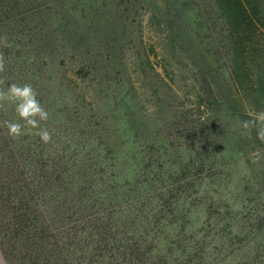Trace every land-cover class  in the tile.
I'll use <instances>...</instances> for the list:
<instances>
[{"label":"trees","instance_id":"16d2710c","mask_svg":"<svg viewBox=\"0 0 264 264\" xmlns=\"http://www.w3.org/2000/svg\"><path fill=\"white\" fill-rule=\"evenodd\" d=\"M69 1L0 0V40L11 45L0 44V87L31 84L52 135L48 144L34 131L13 140L3 123L19 121L15 106L0 110L1 254L7 264H203L209 234L190 217L201 203L210 220L221 207L202 186L234 150L228 135L248 137L241 122L264 111V0H156L148 22L165 26L163 36L135 42L137 80L123 76L116 43L133 2L95 0L110 8L114 24L102 25ZM188 12L190 33L205 31L206 50L225 62L227 83L205 53L193 55ZM189 65L196 88L177 106L176 69ZM250 137L264 151L255 129ZM253 210L264 231V210Z\"/></svg>","mask_w":264,"mask_h":264},{"label":"rangeland","instance_id":"374dc122","mask_svg":"<svg viewBox=\"0 0 264 264\" xmlns=\"http://www.w3.org/2000/svg\"><path fill=\"white\" fill-rule=\"evenodd\" d=\"M131 1L135 9L128 17L127 24L130 27L120 38L122 39L121 41L116 42L113 39L116 37H111V42L124 46L121 56L123 61V76L126 79H128V76H134L137 80L140 72H137L138 69L130 67V62H133V58L136 55L135 42L138 44L142 36V40L146 43L147 47L150 44L157 43L159 38L163 36L162 29L165 26L161 25L162 27L160 28L157 26L153 27L148 22L150 13L156 7L154 4L156 0ZM68 3H76L78 5L77 12L81 20H84V15H88V19L94 23L101 22L102 25H105L108 20L107 25L114 24L109 15L110 8L108 2L97 3L95 0H71ZM83 5H86L85 8L87 9L85 11L88 12H81ZM158 9L160 13H164L166 10L163 4H160ZM187 16L189 22V24H186L189 30L188 34L192 38L189 44L194 52L192 54L197 58L202 53H205L211 65L213 64V68L217 71L218 78L223 83H227L228 72L226 71L225 62L222 60L214 61V58L210 56L209 49L206 50L205 43L208 40L202 43L201 39V37H204L205 31L200 32L199 36L195 35L196 31L194 30L193 34L190 33L191 27L195 24L194 12H188ZM140 48L138 49L137 46L138 51ZM147 52L150 53L155 62L161 60L159 56L152 53L151 49L148 48ZM182 57L186 58L184 55ZM157 67L159 66L157 65ZM193 78L194 72L191 65L186 68L182 67L180 72L176 69L175 85L179 98L173 99L175 105H182L183 100L187 101L190 98V94L196 88ZM223 90L225 94H229L225 88ZM183 93H187V97H184ZM181 95L183 97H180ZM145 97L147 96L143 94L141 98L143 99L142 103L151 108V103L146 101ZM233 107L236 109L240 108L238 103H235ZM226 126L230 133L239 130L238 124L233 119L227 118ZM236 135H228V137L234 139L230 143V148H234V150L228 152L224 158L225 163L219 170L217 181L215 183L209 182L202 186V189L209 191L207 193V196H209L208 200L213 198L212 201L215 202L214 207L217 210L218 207H221L219 209L220 214L210 220L206 205L199 204L200 200H197L195 203L199 204V207L193 211L190 217L194 229L201 227V229H205L202 233L208 232L209 234V246L206 251V260L203 264H264V231L259 232L257 223L254 220L255 218L251 214L255 206L259 207L260 210H264V151L255 147L256 143L251 137L238 138V135ZM228 205L230 206L228 207ZM228 208L231 211L232 226L230 228L227 225L230 219L223 217L224 212Z\"/></svg>","mask_w":264,"mask_h":264},{"label":"clouds","instance_id":"9594fccd","mask_svg":"<svg viewBox=\"0 0 264 264\" xmlns=\"http://www.w3.org/2000/svg\"><path fill=\"white\" fill-rule=\"evenodd\" d=\"M0 44L4 47H10L7 37L0 40ZM6 71L5 59L0 53V73ZM4 81L0 80V84ZM14 105L15 112L19 117V121L6 120L3 126L7 129V135L18 140L27 132L34 131V134L39 136L44 144H48L52 140V135L46 127H41V121L46 122L49 118V113L41 105L37 99V92L31 84L19 85L16 83L10 84L6 89L0 87V110H6L7 105ZM241 127L243 135L250 137L253 129L256 131V137L261 142H264V111L257 113L250 119L242 121Z\"/></svg>","mask_w":264,"mask_h":264},{"label":"crops","instance_id":"0c3cea01","mask_svg":"<svg viewBox=\"0 0 264 264\" xmlns=\"http://www.w3.org/2000/svg\"><path fill=\"white\" fill-rule=\"evenodd\" d=\"M0 264H7L1 252H0Z\"/></svg>","mask_w":264,"mask_h":264}]
</instances>
